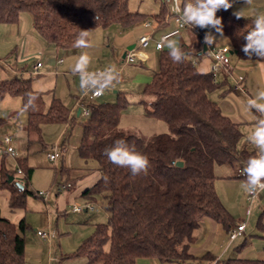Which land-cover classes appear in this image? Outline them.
Returning a JSON list of instances; mask_svg holds the SVG:
<instances>
[{
  "label": "trees",
  "instance_id": "1",
  "mask_svg": "<svg viewBox=\"0 0 264 264\" xmlns=\"http://www.w3.org/2000/svg\"><path fill=\"white\" fill-rule=\"evenodd\" d=\"M24 12L33 15L34 27L44 41L64 50L76 49L80 30L92 31L114 23L132 28L147 20L146 15L130 11L129 0H0V24H17ZM217 16L222 18V36L230 50L241 60L264 64L242 51L245 36L254 27L253 19H237L232 8L218 11ZM163 17V13L154 16L157 21ZM200 31L196 38L202 43L207 31ZM180 46L188 57L183 63H174L164 48L160 68L144 89L153 100L141 101L146 115L165 122L167 131L144 136L119 130L121 115L131 104L126 97L87 105L90 115L82 125L78 151L84 160L97 162L100 177L83 195L87 204H92L94 195L103 194L108 213L107 223L97 224L74 254L89 264H138L141 258L177 264H264V259L218 260L211 252L202 256L192 252L204 220H212L227 231L237 226L216 190V168L228 165L239 170L256 151L239 148L243 138L240 123L226 115L212 98L220 90L222 94L240 92L224 89L228 79L218 82L212 72H202L194 64L193 57L201 56L200 49L185 42ZM28 93L37 97L35 107L27 111L28 141L44 146L42 127L72 123L71 110L55 97L45 110L43 93L33 90L31 78L17 75L0 81V100L19 97L23 108ZM3 122L0 120V126ZM116 139L126 140L130 148L148 157L146 175L133 176L128 168L108 161L103 149ZM25 162L18 161L25 173L23 189L9 182L15 171L0 167V188L9 191L13 210L25 207L28 194H33L29 190L32 169L25 167ZM178 162L184 165L178 166ZM257 228L264 238V224L259 222ZM26 229L25 221L17 227L0 216V264H27Z\"/></svg>",
  "mask_w": 264,
  "mask_h": 264
},
{
  "label": "rangeland",
  "instance_id": "2",
  "mask_svg": "<svg viewBox=\"0 0 264 264\" xmlns=\"http://www.w3.org/2000/svg\"><path fill=\"white\" fill-rule=\"evenodd\" d=\"M131 12L146 15V21H152L156 27L166 24L165 18L169 14V6L163 0H129ZM165 14L161 21L154 18L155 15ZM173 23V19L171 21ZM142 24V23H141ZM138 24L132 28H124L118 23L107 27H99L90 32L92 47L87 49H57L53 44L44 41L34 27L33 15L29 12L22 13L17 24H0V81L23 75L31 78L33 90L43 93V101L47 108L53 98H58L70 110H75L72 116L73 122L46 124L42 128L44 146L37 141L29 142L25 131V121L19 115L22 109V100L19 97L6 96L0 100V120H4L0 126V142L4 135H13L12 147L14 155H4L0 159V167L5 166L8 170L15 171L23 159L25 167L32 169L29 179V190L25 207L15 210L10 205V193L0 188V216L10 220L17 227L25 221L27 229L24 233L26 240L25 260L27 264H43L40 261V253L45 247V256L49 254L57 264H89L84 257L75 259L67 258L76 252L79 246L89 238L95 230V226L107 223L108 213L106 199L103 194L94 195L93 211L81 214L72 212L75 205L85 207L87 198L83 192L91 188L99 180L98 164L95 160H84L78 151L82 125L87 116L77 115L76 97L81 96L80 77L74 74L72 67L82 52H87L91 57L88 65L89 72H98L107 67L116 66L120 71V80L112 88L107 89L105 94L94 103L116 102L121 97H126L130 105L123 111L119 130L129 134L152 136L168 130L165 122L148 117L141 101H151L153 97L145 94L144 89L152 80L153 72L160 68V54L156 53L152 46L145 50L147 61L143 64H127L123 55L127 48V40L135 45L140 35L151 32ZM157 28L152 31L153 39L161 38L162 32ZM216 36V43L211 45L215 48L228 46L224 36L212 31ZM186 40L185 34L174 37L180 46L181 40ZM153 45V44H152ZM165 45V49L169 50ZM126 46V45H125ZM211 49L200 56L193 57L194 64L204 71H209V57ZM63 60L62 63L59 60ZM38 62L42 67L37 74L34 73ZM245 60H239L231 55L232 77L229 83L244 76ZM256 65V64H255ZM212 72V71H210ZM221 72L215 76L221 82ZM251 89L246 94L228 92L222 90L212 94V98L218 102L223 112L233 120L240 123L243 138L239 148L255 150V146L248 142L247 136L256 122V113L249 112L245 106L249 97H254L256 92L264 89V81L259 76L251 74ZM76 106V108H75ZM114 130H111L112 132ZM108 132V133H110ZM2 149L6 145L0 143ZM58 147L60 156L56 162H50L47 154ZM216 190L233 218L235 225L245 222L246 232L243 236L231 241V234L222 225L207 220L205 227L209 236L198 248L215 253L220 259L244 258L264 259V238L257 228L259 222L264 224V192H258L256 197L248 200V193L243 188L245 177H237L238 170L228 165L216 168ZM71 177V179H70ZM71 182L68 190L61 189L62 185ZM60 189V190H59ZM206 221V220H205ZM54 231L51 253L48 245L38 236V231ZM66 252V253H65ZM73 253V254H72ZM44 257V254L42 255ZM78 259V260H77ZM43 262V263H42ZM101 264V263H97ZM204 264H209L204 262Z\"/></svg>",
  "mask_w": 264,
  "mask_h": 264
},
{
  "label": "clouds",
  "instance_id": "3",
  "mask_svg": "<svg viewBox=\"0 0 264 264\" xmlns=\"http://www.w3.org/2000/svg\"><path fill=\"white\" fill-rule=\"evenodd\" d=\"M171 3V11L179 14L178 23L181 26H188L192 29H209L205 33L204 43L211 46L216 43V33L223 35L222 18L217 16L220 10L227 11L233 8L236 0H168ZM253 0H245L246 5H251ZM237 18H246L243 8H238L233 12ZM254 27L245 36L246 44L242 51L249 59L255 56L258 60L264 61V12H258L253 19ZM91 30H80L74 47L87 49L92 47L89 40ZM163 43L169 49V56L174 63H183L189 53L179 46L176 40H167ZM91 57L87 52H82L72 71L80 77V89L85 96L97 97L107 89L112 88L120 80V71L116 66L107 67L100 72H89L88 65ZM28 99L20 110L19 115L26 117L29 108L35 107L37 99L32 93L27 94ZM249 112L256 113V122L247 136L249 143L255 146V155L248 158L244 166L239 170V174L245 177L243 188L250 195L264 192V89L256 92L254 97H249L245 104ZM103 155L112 164L128 168L133 176L147 174L149 159L146 155L130 148L124 139H116L103 149Z\"/></svg>",
  "mask_w": 264,
  "mask_h": 264
},
{
  "label": "built area",
  "instance_id": "4",
  "mask_svg": "<svg viewBox=\"0 0 264 264\" xmlns=\"http://www.w3.org/2000/svg\"><path fill=\"white\" fill-rule=\"evenodd\" d=\"M164 2L169 6V14L165 18L164 22L168 23L171 19H173L175 21V27L171 31L162 35L161 39L156 43L157 50H159V51H162L164 49V43H163L164 41H167L171 37L180 35L181 32L187 28H191L188 26H181V24L177 22L179 14L171 11L172 5L170 2H168V0H164ZM145 26L151 32H148V33H145L144 35H142L139 38L138 42L135 44V47L132 50L126 51V57L124 58L125 63L134 64V63H138V62H146L147 61V56H146L145 50L151 44V41H152L151 33H152V31L155 30L156 25L152 21H147L145 23ZM194 29H196V28H194ZM204 30L209 31V29H204ZM230 55H231V50L227 46H222V47H218V48L213 47L212 48V50H211V59H212L211 71L214 74V76H216L217 73L221 72V71H224L227 74L232 73ZM41 67H42V63L38 62L37 65L35 66L34 73L37 74ZM102 70H104V69H102ZM102 70H99L98 72H100ZM233 88L237 92H241V93L245 92L244 87L239 82H236ZM105 92H106V90L103 92L102 95L94 97V98L91 97L90 95L85 96L83 93H81V96L79 97L78 103H77V106L79 107L80 113L82 115L88 117L90 115V110L87 107L88 102L101 98L105 94ZM12 142H13V135L10 133L5 134L3 137V143H4V145H6V148L2 149L0 147V159L3 158L4 155H14L15 154V151L12 147ZM53 148L54 149L47 154V158L50 162H56L60 156L59 148L58 147H53ZM239 170H238L237 175L242 176L239 174ZM14 176L17 177L20 182H22L23 178L25 177V173L22 170V168L19 167L18 169L15 170ZM71 186H72L71 184H65V185H62L60 188L64 189V190H68L69 188H71ZM256 195L257 194L250 195L248 193V200L252 201L256 197ZM93 210H94L93 204H87L85 207L75 205L72 208V212L78 213V214H81V213L87 212V211H93ZM246 227H247V225L245 222H241L239 225H237L236 228L231 232V240L233 241L237 237L244 235L245 231H246ZM37 233L42 239L51 240V239L55 238V233H54V231H51V230H49V231H38Z\"/></svg>",
  "mask_w": 264,
  "mask_h": 264
},
{
  "label": "crops",
  "instance_id": "5",
  "mask_svg": "<svg viewBox=\"0 0 264 264\" xmlns=\"http://www.w3.org/2000/svg\"><path fill=\"white\" fill-rule=\"evenodd\" d=\"M163 2H164V0H163ZM166 5V4H165ZM238 8H243V14H244V16L246 17V18H251V19H254L255 18V15L258 13V12H264V0H253V3L251 4V5H246L245 4V0H236V2L234 3V5H233V8H232V10H233V12L236 10V9H238ZM157 21V20H156ZM171 21H172V19L168 22V23H166V24H163V25H160L159 23H158V21H157V23H158V26L155 28V30L154 31H156L157 30V28H159L158 30L160 31V32H162V34H161V37H162V35H164L165 33H167V32H169V31H171L174 27H175V21L173 20V23H171ZM147 21H145V22H143L141 25H142V27H144V28H146V26H145V23H146ZM147 29V28H146ZM149 30V29H148ZM197 31V33L195 32V31ZM153 31V32H154ZM152 32V33H153ZM201 31H200V28H196V29H192V28H187V29H185V30H183L182 32H181V34L180 35H177V36H181L182 34H185V38H186V40H181V42H185V43H187V44H189V45H192V46H194L196 49H200V52H199V55H204V54H202V52H203V48H204V45H205V43L204 42H202V43H200L199 42V39L198 38H196V36L197 35H199L198 33H200ZM146 33V32H145ZM145 33H143V34H141L140 35V37L142 36V35H144ZM151 33V36H152V41H151V44H150V46L149 47H151L152 46V48H153V50L156 52V53H161V51H159V50H157V47H156V43L161 39H158V40H155V39H153V34ZM177 36H174V37H177ZM174 37H171L170 39H172V38H174ZM170 39H168V40H170ZM198 39V40H197ZM202 41H204V39L202 38ZM180 42V43H181ZM153 44V45H152ZM165 44V43H164ZM126 45V46H125ZM125 45H122V46H120V47H122L123 49L124 48H127V46L128 47H130L131 45H133V41H131V40H127L126 41V44ZM225 46V45H224ZM228 46H229V44H228ZM148 47V48H149ZM209 47V49H211V48H213V46H208ZM164 48H165V45H164ZM209 51V50H208ZM206 54V53H205ZM231 55H235L236 57H237V55L236 54H231ZM231 55H230V62H231ZM238 58V57H237ZM239 59V58H238ZM239 60H241V59H239ZM59 62L60 63H62L63 62V60L61 59V60H59ZM245 62H248V64L249 65H246L247 63H245V64H243L244 66H246V69H245V73H244V76H242V77H240V78H238V79H234V81H232L231 83H229V78L230 77H232V73H230V74H227L226 72H224V71H221V81H223V80H225V79H228V81L226 82V87L224 88V89H226V88H233L234 87V85H235V83L236 82H239V83H241V85L244 87V93H242V94H246V93H248L249 94V90L251 89V84H252V77H251V74H252V76L253 75H256V76H259V78H261V80H263L264 81V64L262 63V62H259V61H247V60H245ZM145 62H138V63H134V65L135 64H140V65H143ZM256 64V65H255ZM211 65H212V59H211V54H210V57H209V71H204V72H210L211 71ZM202 71V70H201ZM156 72V71H155ZM155 72H153V74L152 75H154L155 74ZM152 78H153V76H152ZM151 82V81H150ZM77 98V103H78V97H76ZM77 103H76V106H77ZM44 105H45V103H44ZM76 106H75V108H76ZM49 108V107H48ZM47 108V106L45 105V110H47L48 109ZM76 110H77V115L79 116V115H81V113L79 114V107L77 106V108H76ZM74 111L75 110H71V114H73L74 115ZM72 115V116H73ZM27 118H28V115H27V113H26V117H23V119H24V121H25V124L27 123ZM3 140V139H2ZM1 140V141H2ZM100 177V176H99ZM70 179H71V177H70ZM98 181V180H97ZM71 183V182H70ZM209 221V220H208ZM208 221L206 220H204L203 221V223H202V225H201V227H200V229L196 232V243L193 245V247H192V252L194 253V254H196L197 256H202V255H204V254H206L207 252H211V251H209V250H200L201 248H198L200 245H201V243L204 241V240H206L207 239V237L209 236V234H208V231H209V228L206 230L205 228L204 229H201L202 227H205L206 226V223L208 224ZM235 229V228H234ZM233 229V230H234ZM246 229H247V227H246ZM233 230H231V231H228V232H230V234H231V232L233 231ZM246 232V231H245ZM39 236V235H38ZM241 236H243V235H241ZM241 236H239V237H241ZM40 237V236H39ZM41 238V237H40ZM238 238V237H237ZM236 238V239H237ZM42 239V238H41ZM231 239V238H230ZM235 239V240H236ZM43 240V242L45 243L46 242V244L48 245V248H50L49 249V253H51L50 251H51V249H52V243H53V239H51V240H46V239H42ZM235 240H233V241H235ZM232 241V240H231ZM80 247V246H79ZM43 250L45 251V247H44V245H43ZM44 251H41V253H40V261H43L44 260V263L43 264H57L56 263V260L53 258V257H51L50 256V254H49V258H47L46 256H45V253H44ZM66 253V252H65ZM76 252H74V254H75ZM212 253V252H211ZM44 254V257H42V255ZM73 254V253H72ZM74 254L72 255V256H74ZM213 254V253H212ZM67 255V258H71V259H75V258H78V257H70V255L69 254H66ZM213 255H215V253L213 254ZM216 256V255H215ZM44 258V259H43ZM217 258H218V260H221L218 256H217ZM43 259V260H42ZM78 260V259H77ZM80 261L82 262V264H84L83 263V261L80 259ZM60 264H65V262H61ZM80 264V263H79ZM138 264H177V263H163V262H160L159 260H157V259H153V258H141V259H139L138 260Z\"/></svg>",
  "mask_w": 264,
  "mask_h": 264
},
{
  "label": "water",
  "instance_id": "6",
  "mask_svg": "<svg viewBox=\"0 0 264 264\" xmlns=\"http://www.w3.org/2000/svg\"><path fill=\"white\" fill-rule=\"evenodd\" d=\"M134 47H135L134 44L131 45L130 47H128V51H129V50H132ZM208 50H209V47H208V45L205 44V45H204V48H203V52H202V54L207 53ZM231 54H235V52H234V51H231ZM125 57H126V52H125L124 55H123V58H125ZM79 114H80V111H79ZM177 165H178V166H183L184 163H183V162H178ZM9 182H10V183H11V182H16V183L18 184V186H19L21 189L24 188V184H23L22 182H20L19 179H18L17 177H15V176H11V177L9 178Z\"/></svg>",
  "mask_w": 264,
  "mask_h": 264
}]
</instances>
